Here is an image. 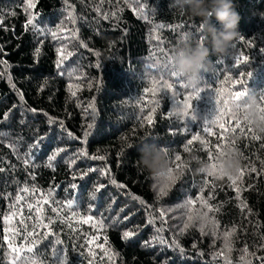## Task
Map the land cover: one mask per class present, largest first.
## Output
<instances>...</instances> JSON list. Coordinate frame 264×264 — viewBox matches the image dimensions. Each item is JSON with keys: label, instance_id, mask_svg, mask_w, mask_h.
Segmentation results:
<instances>
[{"label": "trees", "instance_id": "1", "mask_svg": "<svg viewBox=\"0 0 264 264\" xmlns=\"http://www.w3.org/2000/svg\"><path fill=\"white\" fill-rule=\"evenodd\" d=\"M130 2L131 0H105L100 5L101 12L117 11L118 5L120 19L117 21L111 18L99 19L94 10L99 0H69L75 9L76 23L72 25L65 19L67 12L64 0H35L31 11L37 14L36 23L42 25L48 33L41 35L31 26L25 28L27 16L21 7L22 0H0V60L6 61L9 66L7 73L0 76V132L5 133V136L0 137L4 140L0 143V167L5 168V171L0 172V243L6 227L2 215L9 212L10 200L14 199L18 188L28 184L30 187L35 185L45 193L50 188L53 189L50 197L52 200L63 201L71 195L85 210L92 205L93 210L88 214L97 219L103 217L104 227L93 228L92 222L82 224L78 219L64 222L51 212L48 205L43 206L45 216L55 220L50 227L63 241L69 264H90V261L91 264H224L221 259H212L213 252L220 249L222 240L216 239L213 247L214 238L211 235H201L195 227L178 234L176 225L181 223L179 216L182 209L169 214L166 226L168 230L163 235L169 243L175 236L184 252L159 243L146 246L145 242L156 235L155 227L147 223L150 218L147 209L148 206L161 205L174 207L187 196L195 198L202 194L207 199L211 195L212 199L208 202L217 206L219 211H213L209 215L215 216L220 222V231L236 225L234 248L242 249L247 243L250 251L255 250L254 245L261 243V237H264V137L252 140L250 135L226 133L230 140L235 141L232 146L241 154L242 167L249 165L256 168L255 172H246L242 183L238 182V200L237 192L229 186L227 177H208L197 171L198 164L191 159L195 156L201 161L209 162L208 151L215 154L214 145L220 141L216 137H206L212 146L210 148L199 141L187 145L191 135L202 131L205 121L213 118L216 106L214 93L210 88L194 102V119L188 117L177 122L175 117H169L168 111L173 101L165 96L153 116L154 123L148 125L144 122L141 126L140 105L130 101L142 94L143 88L148 86L147 66L154 62L152 52L157 43L153 32L155 25H166L159 32L165 41L162 47L175 49L182 39V33L189 31L188 25L193 22L198 24L200 19H194L187 12L182 13L170 7L171 0H147L146 12L149 19L145 20L133 11V7L129 6ZM232 3L239 15V36L233 43L241 42L242 36L245 41L251 40L254 45L248 47L244 42L243 50L249 55L250 61L247 65H241L240 69L245 73H253L248 87L253 93H262L264 0H232ZM182 21L185 27L173 31L172 26ZM61 22L74 28L78 39L69 43L53 38L50 31L60 27ZM212 23L218 30L221 28L215 19ZM189 41L195 42L197 39L191 37ZM62 44H68L69 50L73 51V56L64 62V66L72 65L75 70L73 75L64 74L57 67V48ZM97 52L100 53L99 56L96 55ZM233 55L235 49L229 55L209 57L212 64L207 73H202L205 85L220 87L216 79L217 70L228 69L234 77L239 75L240 69L233 68ZM219 59L224 60L223 65H217ZM2 70L3 65H0V71ZM21 92L23 102L20 100ZM151 99L149 94V101ZM31 108L37 109V112L27 110ZM150 109L151 103L145 114ZM6 112L9 116L4 120ZM61 121L63 128L60 126ZM89 123H93L92 129L87 128ZM184 124L189 129L187 132L182 126ZM85 131L89 132L87 138L84 137ZM68 132L75 139L69 137ZM217 133L219 134V129ZM146 135L147 140H142ZM39 137H44L39 147L30 149V145ZM152 137H156L155 141ZM85 139L86 143H82ZM9 142L16 143L21 156L33 151L32 163L35 167L25 168L7 146ZM145 142L167 146L169 158L176 154L182 157L183 174L162 198L158 197V181L137 163L139 148ZM186 146L190 151H184ZM58 147L65 148L66 151L52 161L53 167H48V158ZM81 149H85L89 155L76 158ZM93 155L104 156L105 159H90ZM72 159H75V163L70 166L69 161ZM170 164L174 167L175 161ZM106 167L109 174L101 175V170ZM83 172H88V175L81 178L80 174ZM32 175H35V180L31 179ZM113 178L117 181L115 185L111 183ZM205 180L210 183L204 186L201 193V182ZM72 184H76L77 188L72 189ZM97 184L105 185L99 193L95 192ZM119 184L125 187L120 188ZM7 193H11L12 197L5 199L3 194ZM24 195L27 199H32L31 196ZM93 196L95 199H92ZM241 201L247 204L243 213L238 207ZM194 207L200 210V202ZM27 212L25 204V216ZM173 216L177 219H172ZM18 219L19 217L16 218ZM69 223L76 231L69 227ZM28 224L31 225L32 221L29 220ZM159 225L160 221L157 220L156 226ZM125 230L138 234L125 240L122 238ZM93 235L98 239L89 246L96 254L95 259L89 255L88 247H85V241L90 240ZM105 237L107 244L104 243ZM51 239L49 237L37 247L46 250ZM98 245H104L109 255L115 253L111 260L107 257L101 259L104 252ZM6 248V244L0 246V260H5ZM200 252H203L202 256L199 255ZM259 254L264 255V251ZM239 255V251L231 253L233 264H236ZM253 264L258 262L253 260Z\"/></svg>", "mask_w": 264, "mask_h": 264}, {"label": "snow or ice", "instance_id": "2", "mask_svg": "<svg viewBox=\"0 0 264 264\" xmlns=\"http://www.w3.org/2000/svg\"><path fill=\"white\" fill-rule=\"evenodd\" d=\"M110 2V0H109ZM128 2V0H126ZM66 5L65 11L67 12V16L65 19L69 21L72 25H75L76 18L74 15L75 9L74 6L69 3V0H64ZM105 0H99L98 6L94 9L97 12L99 19L102 20H119L120 17L118 15L119 6L117 5V11H104L101 12L100 5H103ZM35 6V0H22V9L27 16L25 28L27 29L31 26L36 30L38 34H48L46 30H44L42 25L36 23L37 14L33 13L31 10ZM130 7H133V11L141 16L143 19L148 20L149 16L146 12V8L148 7L147 0L141 2V0H131L129 3ZM157 9H153L156 11ZM183 13V12H182ZM15 15V13H12ZM99 23V20L97 21ZM166 25L164 23H158L155 25L153 32L155 33L154 39L157 43L153 47V58L154 62L147 66L148 72V80L147 85L143 88V93L139 94L134 100L130 101L131 103L140 105L141 111V119L140 123L143 126L144 122H147L148 125H152L154 123L153 116L156 113L157 109L160 107V101L164 100L165 96H169L173 101L171 109L168 111L169 117H175L177 122L185 120V118L193 117V105L195 101L200 99L201 93L205 92L209 88L214 93L213 100L215 102V112L213 118L209 121L206 120L202 131L192 134L191 139L187 140V145H192L194 141H199L202 144H205L206 147H212L206 137H216L220 143L214 145L215 154L209 150L208 151V163L209 170L205 173L208 177H213L217 179H223L224 176L221 175L218 171L217 161L219 157L223 153V149L228 144H234V140H230L226 133H231L234 135H243L249 136L252 140L261 139L259 136L255 135L252 129L241 122L234 111L236 107V102L239 100L240 96L244 95L249 87V81L252 79L253 73L248 71L245 73L243 69H240L241 65H247L250 61L249 55L245 53L243 50L244 42L247 43L248 47H253V43L251 40L245 41V38L241 36V42H237L233 45V49H235V55L231 57L234 61L233 68L240 69L238 76H233L228 69L217 70L216 79L220 84V87L211 88V86L206 85L200 92L193 95L189 92V90L185 87L184 83L181 79L177 78L175 73L171 70V59L174 49H165L162 45L165 43L163 38L159 35L160 30L164 29ZM185 23L182 21L181 23L172 26V30L175 31L177 28H184ZM189 31L182 33V38L184 40H189L191 37H195L197 41L203 42L202 40V22L200 21L198 24L191 23L188 25ZM58 33H64V35H58ZM50 35L53 38L66 40L69 43L73 39H78L77 31L74 28L68 27L66 24L61 22L60 27H58L55 31H50ZM87 47V45H82ZM2 50V49H0ZM36 52H39V48L36 49ZM261 52L264 53V48L261 49ZM58 54V62L57 67L62 70V73L73 75L75 74V70H73L72 65L64 66L65 60L73 56V51L69 50L68 44H62L59 48H57ZM97 56L100 55L99 52L96 53ZM217 65H223L224 60L219 59ZM0 65H3V70L0 71V76L7 73L9 68L6 61L0 60ZM99 67V64H97ZM245 76L247 79H245ZM79 78V77H77ZM9 80L11 77L9 76ZM227 82V86H226ZM15 88V85H12ZM149 94L152 99L149 101ZM75 95V92L72 93ZM260 100L264 103V92L260 93ZM20 100L23 102L24 97L23 93H20ZM149 103H151L150 111H147L145 114V110L148 108ZM15 107V106H14ZM89 107H92L89 105ZM32 113H36L37 109L31 108L27 109ZM264 110V109H262ZM11 111V110H9ZM87 111V109L85 110ZM95 109L93 108V113ZM45 115H47L45 113ZM9 113L6 112L4 114V120H7ZM51 119V118H50ZM94 119V116H93ZM194 119V117H193ZM61 128L64 127L63 122H60ZM184 130L187 132L189 129L186 125H182ZM88 129L93 128V123H89L87 125ZM217 129H219V134L217 133ZM239 130V131H237ZM89 135L88 131L84 132V137L87 138ZM5 136V133L0 132V137ZM69 137H75L71 132H68ZM147 135L142 140H147ZM44 137H39L34 141L32 145H30V149L38 148L41 140ZM155 141L156 137H152ZM4 140L0 139V143H3ZM82 143H86V139L81 141ZM8 147H10L14 154L17 155V158L20 159L25 168L35 167L32 163V157L34 156L33 151H29L25 153L23 156L19 154L17 149V145L14 142H9ZM132 147L131 144L128 145ZM167 151L169 148L167 146H163ZM66 149L62 147H58L53 154L48 158V167H53L52 161H55L57 156L60 153L65 152ZM185 152L190 151V149L186 146L184 148ZM88 152L85 149H81L77 154L76 158L81 156H88ZM90 159L96 160H104V156H90ZM170 163L174 160L175 166L170 167L168 170V175L158 179V197H163L167 194L170 186L180 178L182 175V169L184 165L181 163L182 157L179 154L174 155V157H170ZM75 163V159L69 161V164ZM138 163V162H137ZM139 164V163H138ZM97 169H89V171H96ZM5 171L4 167H0V172ZM255 167H250L249 165H245L239 171V175L237 177H227L230 182L229 186L233 187L237 192V199L239 200V192L240 188L238 187V182L242 183V178L246 174V172H255ZM109 169L106 167L101 170V175H108ZM81 178L88 175V172H83L80 174ZM32 180H35V175L31 176ZM75 179V177H74ZM112 184H117V181L113 178L111 179ZM210 181H202L201 182V193L203 192L204 186L208 185ZM195 186V184L193 185ZM105 187L104 184H97L95 186V192L99 193L101 189ZM118 187L124 188L125 185L119 184ZM214 188V185H212ZM72 189H76L77 185L72 184ZM53 189H49L47 193L43 190L38 189L35 185L31 187L28 184H24L23 187L18 188L14 199L10 200L9 203V212L7 214H3L2 218L6 227L4 228V235L2 236V243L6 244V252H5V260H0V264H69V258L67 254V249L63 247V241L60 239L58 235L55 234L53 229L50 227L51 224L55 223V220L48 216H45L44 213V205H48L51 212L55 213L56 216L62 219L64 222H70L72 219H78L80 223H89L92 222L93 228H103L104 222L103 217L97 219L91 214L92 205L88 206V209L85 210L78 201L73 198L71 195L63 200L56 201L50 199L53 193ZM24 194L31 196L32 199H27ZM5 199L12 197L11 193L3 194ZM95 199V196L92 197ZM212 199V196L209 195L207 199H205L202 194L197 195L195 198L191 196H187L185 200L176 206H164L161 205L159 207L148 206V215L149 219L147 220L148 224H151L155 227L156 235L150 241H146L145 245L151 247L155 243L167 245L169 247H175L180 250L181 253L184 252L183 247L180 245L179 241L175 238H172L171 243H169L168 239L165 238L163 233L168 230V216L172 212L180 211L179 219L181 221L180 224L176 225L178 229V234H183L190 227L197 228L201 235H211L213 239V247H215V240H222V244L220 249L216 250L212 254V259H221L224 264H233V260L231 258V253L233 251H239L240 255L236 264H253V260L257 261L258 264H264V255H260L259 253L264 251V237H261V243L258 245H254L255 250L250 251L249 245L247 243L244 244L242 249L236 250L234 248V237L237 232V226L233 225L230 228H227L223 232L220 231V222L216 219L215 216H210L209 213L213 211H219L217 206L211 205L208 201ZM23 202V203H22ZM197 202H200L201 209L196 210L195 205ZM141 203H144L141 201ZM27 206V216L24 214V205ZM241 212L247 208V204L244 201L238 205ZM203 209H206L204 211ZM250 214V210H249ZM19 217L18 220L16 218ZM127 219V217H125ZM172 219H177L176 216H173ZM31 220L32 224L29 225L28 221ZM160 221V225L156 226V221ZM118 222V221H117ZM69 227L72 228L73 231H76L75 228L72 227L71 223H69ZM46 230V231H44ZM137 232L132 230H125L123 232V239L129 240L135 235ZM49 237H52L48 242L47 249H40L37 246L42 243L44 240H48ZM96 239L97 236L93 235L90 240L85 241V247H88L89 255L95 259L96 254L92 251L91 245ZM104 243L107 244V238L105 237ZM104 252V256L101 259L107 257L108 260L112 259V255L108 254V250L104 248V245H98ZM195 247V244L193 245ZM199 255H203V252H200ZM91 264V261H90Z\"/></svg>", "mask_w": 264, "mask_h": 264}, {"label": "clouds", "instance_id": "3", "mask_svg": "<svg viewBox=\"0 0 264 264\" xmlns=\"http://www.w3.org/2000/svg\"><path fill=\"white\" fill-rule=\"evenodd\" d=\"M170 7L181 12H187L192 18H199L202 22V40L189 41L183 38L173 51L171 70L181 79L190 93L195 95L205 88L202 73H207L212 64L211 55H229L234 41L238 38L237 30L239 15L233 7L232 0H171ZM215 19L221 28L218 30L212 23ZM260 93H253L251 89L240 96L234 109L237 118L249 126L252 131L264 137V103L260 100ZM235 139V138H232ZM192 161L198 164L197 171L207 173L209 163L193 156ZM138 163L156 180L168 175L171 167L168 151L155 142L143 143L139 148ZM218 171L224 177H234L242 168L240 152L228 144L217 161Z\"/></svg>", "mask_w": 264, "mask_h": 264}]
</instances>
